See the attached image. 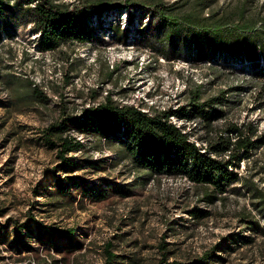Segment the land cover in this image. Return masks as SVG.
Returning <instances> with one entry per match:
<instances>
[{"label":"rangeland","instance_id":"374dc122","mask_svg":"<svg viewBox=\"0 0 264 264\" xmlns=\"http://www.w3.org/2000/svg\"><path fill=\"white\" fill-rule=\"evenodd\" d=\"M51 1L80 11L84 40L40 51L30 14L7 8L0 16V264H264V142L239 161L241 180L207 202L202 185L179 174L147 178L124 147L74 127L66 134L83 147L63 165L45 134L108 97L150 113H188L169 118L203 147L239 132L264 141L263 64L196 53L187 28L153 26L146 9L158 3L178 18L258 30L264 0ZM157 32L164 35L145 40ZM166 35L182 41L170 51ZM211 99L217 113L207 120L194 105ZM28 214L36 222L18 230ZM209 251L215 256L204 259Z\"/></svg>","mask_w":264,"mask_h":264},{"label":"trees","instance_id":"16d2710c","mask_svg":"<svg viewBox=\"0 0 264 264\" xmlns=\"http://www.w3.org/2000/svg\"><path fill=\"white\" fill-rule=\"evenodd\" d=\"M90 6L97 12L105 8L103 2H92ZM133 6L139 5L129 1L124 4L125 8ZM7 8L14 9L22 15L30 14L34 29L39 32L36 45L40 51L55 50L62 43L82 41L85 38L81 29L80 11H68L51 0H17L13 7L6 4V0H0V16ZM146 9L154 13L156 25L153 26L170 29L187 28L190 42L195 47L196 53L205 56L221 52L234 56L240 55L246 60L255 61L256 65L262 61L264 70V26L257 30L250 27L248 23L206 25L192 14L178 18L166 13L163 6L158 3H151ZM125 11L127 12L128 9ZM129 18L132 22L134 16ZM152 23L150 22L149 25ZM151 35L158 38L164 35V32L149 34L144 37L145 40H151L153 38L149 37ZM166 36L169 39L170 51L176 47V42L182 41H175L172 35ZM211 101L212 99L203 105L198 103L194 105L196 111L207 120L217 113ZM171 115L185 119L191 117L188 113H182L179 110L150 113L135 105L114 104L107 97L103 102L89 106L81 116L71 115L57 123H52L46 128L45 134L46 138L52 140L56 155L63 165L67 166L70 163L67 154L83 147L79 139L66 134L71 127H74L87 134H100L113 144L124 147L135 166L145 170L147 178L161 173L179 174L194 184L202 185L205 187L207 202H212L225 193L231 183L241 180V175L236 170L239 167V161L250 158L253 155V149L264 142L257 141L251 136H243L242 132H239L234 141L227 139L223 145L209 143L203 147L196 144L183 127L173 123L169 118ZM236 129L234 127L231 131ZM55 169L54 167L52 172ZM57 189L60 193H65L62 185H58ZM99 196L101 198L105 194L102 193ZM31 221L36 222L34 217L28 214L27 221L21 224L16 223V228L21 230ZM37 224L39 229L63 236L69 235L70 230H61L42 223ZM109 256L111 260L114 258L112 253H109ZM210 256H215L212 251L206 252L204 259ZM200 264H207V262Z\"/></svg>","mask_w":264,"mask_h":264},{"label":"built area","instance_id":"2783aa9c","mask_svg":"<svg viewBox=\"0 0 264 264\" xmlns=\"http://www.w3.org/2000/svg\"><path fill=\"white\" fill-rule=\"evenodd\" d=\"M262 62V61H261Z\"/></svg>","mask_w":264,"mask_h":264}]
</instances>
